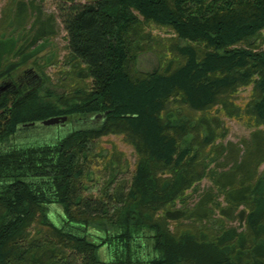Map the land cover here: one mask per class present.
I'll list each match as a JSON object with an SVG mask.
<instances>
[{
  "label": "trees",
  "instance_id": "1",
  "mask_svg": "<svg viewBox=\"0 0 264 264\" xmlns=\"http://www.w3.org/2000/svg\"><path fill=\"white\" fill-rule=\"evenodd\" d=\"M62 1L0 12V264H264V0ZM54 117L88 124L8 143ZM109 137L134 150L127 187Z\"/></svg>",
  "mask_w": 264,
  "mask_h": 264
},
{
  "label": "rangeland",
  "instance_id": "2",
  "mask_svg": "<svg viewBox=\"0 0 264 264\" xmlns=\"http://www.w3.org/2000/svg\"><path fill=\"white\" fill-rule=\"evenodd\" d=\"M9 0H0V12L2 8L6 5V2ZM36 3H38L41 7L42 10L45 14H55V16L58 17L57 15V10L58 7L64 3H62V0H35ZM77 3L81 4H87L88 0H74ZM56 26L58 29V34L56 38L52 41V45L50 46L52 49H58L60 58L65 54V51L63 47L66 45V37L65 34L62 30V26L59 23V19L56 21ZM152 32L156 35L161 33L159 30H152ZM137 67L141 71L144 72H149L150 70L154 69L156 66V59L154 56L151 54H144L139 56V59L137 61ZM53 69H47L46 73H49L52 75ZM250 93V89H243L238 93V103L240 105H243V103L247 100V97ZM225 123H227L228 127V136L226 138V141L230 142H238L240 139L245 138L248 136V130L245 128L244 122L238 121V120H225ZM81 124L83 125V121H77L74 122L73 124H68L66 127H40V126H35L33 129H28V130H23L19 135L14 136L12 139L9 140V144L12 145L13 143H18L21 145L20 147H31V146H43L47 144H51L55 141H58L60 138H63L70 132L74 130H79V127H81ZM109 140L111 142H114L116 144V147L119 151H122L125 154V159H126V164H123V168L121 171H119L116 176L115 183L113 186H117V188L121 186L127 187L129 180L131 178V170L133 168L134 164V150L127 145H125L120 138H115V137H109ZM6 144V145H9ZM5 145V146H6ZM105 146L109 147V144H105ZM105 179H99L98 184L92 186V192L94 195L98 193V189L102 185ZM207 181H202V186L207 185ZM59 207V206H58ZM63 212L56 206H51L50 208V213L48 215V220L51 221L53 224L56 226H59L61 224ZM113 253V250H107L104 248L103 250L98 252V257L100 258L101 261L108 262L110 260L111 254Z\"/></svg>",
  "mask_w": 264,
  "mask_h": 264
},
{
  "label": "water",
  "instance_id": "3",
  "mask_svg": "<svg viewBox=\"0 0 264 264\" xmlns=\"http://www.w3.org/2000/svg\"><path fill=\"white\" fill-rule=\"evenodd\" d=\"M94 119L96 118H101L100 115H95L93 116ZM66 121V118L64 117H54V118H47L46 120L43 121H39V122H35V123H29V124H24L23 126H27V127H35V126H55L58 125V123H63ZM22 126V128H23Z\"/></svg>",
  "mask_w": 264,
  "mask_h": 264
},
{
  "label": "flooded vegetation",
  "instance_id": "4",
  "mask_svg": "<svg viewBox=\"0 0 264 264\" xmlns=\"http://www.w3.org/2000/svg\"><path fill=\"white\" fill-rule=\"evenodd\" d=\"M69 123H59L57 126H55V128H58V127H65L66 125H68ZM83 124H88V122H85Z\"/></svg>",
  "mask_w": 264,
  "mask_h": 264
}]
</instances>
